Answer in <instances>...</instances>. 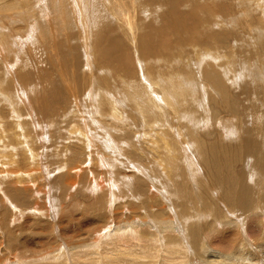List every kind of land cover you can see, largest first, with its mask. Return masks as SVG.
<instances>
[{
    "label": "bare ground",
    "instance_id": "6f19581e",
    "mask_svg": "<svg viewBox=\"0 0 264 264\" xmlns=\"http://www.w3.org/2000/svg\"><path fill=\"white\" fill-rule=\"evenodd\" d=\"M69 1L72 2V5L66 6L64 10L71 9L73 18L65 22L63 31L66 46H68L67 51L62 50L65 57H63V60L59 59L62 57L60 55L54 59L60 69L68 61L72 63L71 67L63 69V72L60 70L62 73L59 75L64 76L63 78L61 77L63 86L57 85V88H55L53 80L48 84L46 80L43 82V79L41 81L38 79L33 84V87L29 85L30 87L27 88V92L30 94L31 88H33L34 93H38V95H35L36 98H39L38 96L41 91L46 94V91L43 89L46 81V85L48 84L47 86L50 88V94L48 95H50L51 100H48L47 104H44V108L40 109V114L42 116L49 114L54 106H57L55 107L58 108L56 112H59L58 103H66L62 107L68 105L67 111L69 110L70 114L74 116L73 120L79 121L82 119L83 121L84 128L78 123L79 126L73 125L71 130L70 128L69 130L70 134L77 135L73 136L77 137L76 140L81 146L83 145L84 153L90 158L91 162L87 163L83 161L79 164L77 163L78 166H73L70 162V166L74 167V176L71 175L70 177L71 188L78 186V180L83 172L82 169L91 165L93 156L95 155L96 157L98 152L96 145L93 146L91 143L93 140V135L91 133V136L89 135L91 127H88L85 123L86 116H88L94 126H105L108 132H121V130L135 132L136 143L141 146L146 141L152 147L151 154L147 153L146 147L141 146L140 149H138L139 146L137 147L138 153L142 152V155L148 159V163L145 165L147 168L138 163L144 160H141L142 156L141 159L138 157L141 160L138 162L135 159L126 157V161L123 162L124 165L122 164V167L129 165V168L134 169V173L132 171L134 175L118 176L120 178L121 176L123 177L121 182L123 181L125 185H127L126 183L134 185L137 183V181L135 182L136 176L139 175L141 178L143 176V179H148V182L152 184L153 191H158L157 193L163 203L165 201L162 197L166 198L169 210L177 215L178 212L180 214L182 211H185L186 208L183 205L186 206V203L188 205L189 201L186 198L188 193L186 194L185 192V182L192 180L191 183L193 182L195 187L198 184L201 190L196 196L201 199V201L196 199L199 205L194 202L197 210L193 208L191 212L185 213L184 216L180 214L182 221L172 213V218L169 216V218L167 216L163 217L164 219L161 218L162 220L160 221V227H157V224L154 227L150 223L152 220L148 221L146 218L148 214H145L146 217L143 216L145 220L133 219L132 222L129 221L130 223L127 222L124 225L115 224L106 228L104 226L98 232L101 234H97L93 240V244L89 246L92 252L87 255L82 264H94L97 258L112 259L111 264H186L188 261L190 262L189 259L199 258L200 254L205 256L208 250H212L214 253L200 259L201 264H223L222 258L227 264H239L242 259H244L242 261L249 260L253 264H257L260 261V256H256L258 252L252 249L248 252L245 246L247 244L246 240L242 242V245H233V247L230 245L231 248L226 252H222L211 245L212 241L210 242V238L212 235L210 232L214 233L219 230L218 227L232 224L238 228L236 231H241V234H245L244 236L247 238V241L250 240L247 245L250 246L251 242L256 240V237L248 231L247 227L253 224L256 227H264V164L262 160H258V163L261 162L262 164V169L257 168L259 165L257 163V165H254L256 148L260 149L257 157L259 156L260 159L264 158V78L262 79L263 83L258 82L253 84L251 82V85L250 82L245 81L246 75L244 71L241 72L239 70L240 67H235L237 65V58H239L238 54L240 53V51H237L238 54L236 53V49L239 50L237 46L240 45V35L249 34L253 36V41L250 44L252 46L251 49H255L253 51L257 52L260 57L262 56L261 51L264 53V43L261 44L259 42L264 38V28H256L254 27L255 24L252 26L251 21L248 20H251L248 17L249 11L245 10L246 8L243 9V5L236 4L237 10L231 11L232 4L229 5L226 1L222 0H219L220 2H215L216 0H100V2H103L101 5L106 14H104V20L100 17L101 11L93 14L95 16V23L89 20L91 16H87L83 2H81L82 0ZM89 1L92 2V0ZM251 1L255 2V0ZM256 3L259 5L260 3L264 4V0H256ZM0 4L4 5V3ZM53 4L61 5L62 2L54 0ZM263 6L253 8L254 12H258V9L261 11L264 9ZM241 16H243L242 19ZM253 19H256V17ZM107 20L110 23L116 22L117 26L113 25L114 28L110 27V23ZM226 27L229 28L227 30L229 33L226 31ZM221 28L225 30L221 31ZM72 30L75 31V35L72 34ZM92 30L100 31L93 35ZM52 34L55 36L57 32L52 31ZM53 35L52 38H54ZM73 36H75V39H78L82 48L80 52L85 55L86 61L83 63V74L79 73V67L82 65L76 62V59H78L76 52H79L77 51L79 50V46L73 44V41H75ZM221 36H226V38L228 36L229 39L230 37L233 38L232 45L235 46H233L231 52L228 54H225L222 50H225V47L228 49L230 45H224L225 47L223 46L221 50L218 47L219 41L222 38ZM222 40L224 42L225 39L223 38ZM187 45H191V49H189L190 53H193L191 58L187 56L189 54L186 51ZM55 47L56 45H52V54L58 53L56 51L57 47L54 50ZM251 49H248L249 53ZM72 54H74V57L67 59ZM205 56L210 57L209 61L205 59ZM194 57L199 58L194 61ZM260 57L258 58L260 59ZM239 62H241L240 58ZM179 66H182L181 70L178 69ZM191 69L193 75L191 72L188 73V70ZM2 73L0 76V103H3L7 108L10 107L6 118L10 117L13 120L12 123L16 128L14 136H18L19 130L17 129H23V124L21 121L22 116L18 112V109H16L19 107L17 103L20 105V101L16 103V91L18 93L17 86H19L20 81L24 82L23 84L28 82L25 79L27 74L20 75L18 72H14L9 76L6 73L5 76L10 79V82L8 85H3L1 83ZM100 75L104 77V82L107 86H110V83L115 85V79L121 81L123 85L122 89L116 93L115 90L118 87L115 88L114 85L113 88L99 86L98 84L101 81ZM47 80L49 79L47 78ZM14 87H17L16 91H14ZM250 87L253 88L250 90ZM111 88H115V90L112 91ZM218 91L221 94H218ZM242 98L247 103H241ZM83 102L84 105H82ZM89 102H91L93 108L88 105ZM50 103L55 105L50 106ZM85 103L86 111L82 110L85 107ZM126 104L129 105L128 109L126 108ZM213 104L218 109L215 115L211 114ZM253 106H259L260 112H258V109H255L257 113L252 112ZM27 107L29 108V106ZM131 107H134V110ZM219 109L221 112H219ZM233 109L236 111L239 109L240 112L230 114V112H233ZM132 111L137 114L136 118L138 117L140 122L135 118V113L134 116H132L133 114L131 115ZM3 115L0 112V162L7 163L10 166L3 163L1 165L0 163V178L7 177L8 183L14 184V186L21 185L18 182L24 183L21 185V189L18 188L19 190L13 191L15 194L22 189L26 193L34 191L35 194L38 191L37 189L35 191L36 185H34L35 172L37 178L40 174L38 166L41 165H36L34 161L38 158L36 155L38 152L34 151L26 139V143L23 142L25 145L21 143L25 153L22 165L24 168L18 166L22 162L18 160L16 154H13V157L11 156V149L6 147L2 138V134L7 135V131L13 129V127L8 129L10 125L6 126L2 121ZM230 115L235 119L236 122L233 120L235 123L228 122L230 121ZM252 115L254 116L252 117L254 119L252 123L253 127H250L249 124L252 121L246 119L245 122L243 121V117L247 118ZM77 116L81 118L77 119ZM36 119L37 121L42 120L39 117ZM237 120L239 121L237 122ZM226 121L229 123V128L224 124ZM104 122H108V125L104 124ZM109 123L114 127L108 128L107 126H110ZM85 127H88L89 132ZM207 127L212 130H208V132L202 131L203 128ZM257 128L258 130H256ZM226 132L230 137H228ZM243 133H245V146L249 147V151L247 150L249 153L246 158L244 154L243 157L238 155L239 157L236 159V161L242 163L243 171L241 170L242 173H240L241 171H237L233 166L236 163L227 165L226 161L229 162V155L232 154L233 156V154L237 155L239 153L241 148L239 144H244L242 142ZM214 135H216V138H213L215 137ZM107 143L110 144V140H107ZM149 144H146V146ZM16 146L18 145L16 144ZM128 148H130V145L127 143L125 149L128 150ZM100 149L103 150L101 147ZM241 150L243 151L244 149ZM124 155L126 156L125 153ZM100 156L103 155L101 154ZM102 160L101 163L99 162L100 167L103 168L105 166L109 170V167L106 165L107 161L103 160L104 162L102 163ZM119 164L120 162L117 161V166ZM220 167L221 169L219 170ZM86 171L89 172L88 169ZM111 172L109 170L107 175L110 178L111 186L109 187L113 188L114 184H120V180H113ZM162 174L167 180H162ZM47 175L50 174L47 173ZM151 178L156 182L153 183ZM129 179L130 181L128 182ZM178 180H182V183L178 184ZM175 181L176 183H174ZM159 182L161 184L167 182L175 184L172 185L173 190L171 189L174 192L183 184L184 196L180 194L175 195L176 192L175 196L171 199L172 193L169 188L165 189ZM248 182L254 184L250 185ZM212 185L216 186V188L211 192L208 189ZM1 186L0 184V189ZM98 188H101V186L99 185L95 189L98 190ZM127 188L126 186L125 189L130 192H132L131 188L137 191V186H132L130 189ZM203 188L207 189L211 194V199L209 200L211 202L209 203L203 194ZM112 190L109 189V199L111 200L116 196ZM44 192L46 196L47 190H44ZM207 194L209 195V193ZM1 195L7 200V203H12V200H8V195L5 192L1 191ZM18 195L16 194L15 196ZM132 195L134 197V194ZM216 206L222 210L221 217L216 215ZM48 207L46 205L44 210H49ZM16 208L14 209L15 212H17ZM200 208H202L201 211H198ZM44 210H39V213H43L42 211ZM239 210L243 213H248V216L251 217L249 222L244 223L242 219L237 218ZM18 211H20L19 208ZM205 214V220L201 219L200 217ZM247 218H244V220L247 221ZM229 219L234 221V223ZM192 224V231L190 233L187 227ZM184 225L186 229L182 228L185 227ZM184 229L187 231V234ZM262 230L264 232V228ZM206 231H208V234ZM188 235L192 236L193 243L191 244ZM262 235L264 237V234ZM127 236L138 240L136 248H132L131 245L127 244L129 241ZM217 237L220 236L216 235L213 238L214 242L219 241ZM112 244L115 245L112 246ZM77 246L75 244V247H71L77 252ZM191 246H194L193 250ZM99 247H102L103 250H99ZM257 247L264 252L263 242L257 245ZM113 250L115 251L113 252ZM193 253L195 254L193 255ZM21 255H25V253H21ZM44 256L37 259L40 261V264L43 262ZM187 256L189 259L186 262ZM205 258L209 259L208 262L206 261L207 263L205 262ZM27 260V264L34 261L32 259ZM54 260L58 264H73L70 262L69 255L63 256V254H59ZM16 262L22 263L19 257ZM98 262L99 264H103L101 259H98Z\"/></svg>",
    "mask_w": 264,
    "mask_h": 264
},
{
    "label": "rangeland",
    "instance_id": "374dc122",
    "mask_svg": "<svg viewBox=\"0 0 264 264\" xmlns=\"http://www.w3.org/2000/svg\"><path fill=\"white\" fill-rule=\"evenodd\" d=\"M58 1L62 2V4L61 5L53 4L54 0H0V3H4V5L0 4V76H1V73L4 72L2 73L1 83H3V85H8V83L10 82V79L7 78L5 75L6 73H8V75L10 76L14 72H18V74L20 75L27 74L25 79L28 81L26 84H23L24 82L20 81L18 84L19 86H17L18 88L14 87V91H16V88L20 91V92L18 91V93L16 91V103L17 101H20V105L19 103H17V106L19 107H17L16 109H18V112H20V115L22 116L21 121L23 124L22 125L23 129L22 128L17 129L19 130L17 134L18 136H14V131H16V128L14 127V124L12 123L13 120L10 117L6 118L7 114H9L8 110H10V107L7 108L6 106H4L3 103H0V112L2 115L3 113L5 115V116L3 115L4 120L2 119V121L6 124V126L10 125L8 129H11L13 127V129H11L12 131L11 130L7 131V135L2 134V138H3L4 143L6 144V147L11 149L10 151L11 156L13 157V154H16L18 160L22 162L18 164V166L24 168L22 166L24 162L23 157L25 158V153L23 151V145H25L24 143H26V139L28 140V144L34 149V151L38 152L36 154L38 158L37 160H34L35 164L36 165L41 164L38 166L40 174L37 178H36V172H35V181H34L35 182L34 185H36L35 191L36 189L38 190L37 193L35 192V194H34V191H32L31 192L32 194H31L29 192L26 193V191H23L22 189L20 192L16 193L17 195L18 194L20 195L15 196L16 194L13 191H17L21 189L22 188L21 185H23L24 183L18 182L21 185L14 186V184L12 185L11 183H8L7 177L2 178V179L0 178V184L2 185L0 190L5 192L8 195L7 197L8 200L10 201L12 200L11 202L14 203V204L10 202L7 203V200L4 199V197H2L1 191H0V264H4V262L5 264L7 263L8 264H19L16 262L18 257L20 258L22 263L25 262L24 264H27L26 263L28 261L27 259L34 260V261L29 262L28 264H40V261H38L37 259H39L43 255L45 256H44V259L42 258L43 262H41V264H58V262L55 261L54 259L59 254L60 255L63 254V256L69 255L70 262L73 264H82V261L87 257L89 253L92 252L89 246L93 244V240L95 236L97 234L98 235L101 234L98 232L100 229H103L104 226L106 228L110 225L114 226L115 224L124 225V224H127V222L128 223L132 222L133 219L134 220H145L144 218L148 214L146 218L148 221L152 220L150 222L152 224L151 226L154 225V227H156V224H157L158 225L157 227H160L159 225H160V221L162 220L161 218L166 217V216L167 218L169 217L172 218L173 212L169 210V205L166 203V198L162 197L163 200L165 201V203H163V201H161L160 199L161 197L157 193L158 191H153L154 189H152V184L148 182V179H143V176L141 178L138 175L136 176V178L134 177L135 182L137 181V183H135L134 185L128 184V183H126L127 185H125L123 181L121 182V180H123L122 176H127V175L133 176L134 175L133 174L134 169H132L131 167L129 168V165L127 167H122L124 165L123 162L126 161V157L130 159L131 158L135 159L136 162L144 159L143 161L138 162V163H141L142 166L147 168V166L145 165L146 163H148L147 162L148 159H146L144 155H142V152L139 151L140 153H138L137 150L140 149L141 146H144L147 149V153L151 154L152 147H150V144L146 143V141L145 142L142 141L144 143L141 144V146L138 143H136L135 137H134L136 135L135 132L132 133L131 131H126V130H121V132H116V131L108 132L105 126H100V125L94 126L92 120L89 119L88 116H86L87 119L85 120V123L86 125H88V127H91V131L90 132L88 131V127H85V128L89 132L90 136L91 134L93 135V140L91 143L93 146L96 145L98 152H97L96 157L95 155L93 156L91 165H88L87 167H84L85 169L84 168L82 169L83 172L81 174V177L78 180L79 182L77 184L78 186H74L71 188L72 184L70 181L71 180L70 177L71 175L74 176V169H73L74 167H71L70 165L73 164V166H78V164L83 161H86L87 163L91 162L90 158L84 153V148H82L83 145L81 146L80 143L76 140L77 135L73 134V135H76V136H73L72 134H70V130L73 125L79 126L80 124V126H83L84 128L83 121L82 119L79 121L73 120L74 116L70 114L69 110L67 111L68 105L65 107H62L63 105H66V103H63V104L58 103L59 104L58 107L60 108L59 112H56L57 111L56 109L58 108H55V107L57 106H54L55 104L50 103V106H54V108L49 112V114L44 115V116L40 114V109L44 108V104H47L48 100L49 101L51 100L50 95H48L50 94V88L47 85L49 84V82H51V80H53L55 88H57V85L63 86L62 78L64 76L62 77L60 75L63 72V69H67V67H71L72 65L71 61H68V63H66V65L60 69L57 66L58 63L56 62V60L54 61V59L56 57H59V55L62 56L59 59L63 60L65 58L63 56V51H67L68 46H66L67 45L66 40L64 39L65 38V34L63 32L64 24L65 22L70 21V19L73 18L71 14L72 13L71 9L64 10L66 6L67 7L71 6L72 2L69 0H63V1L58 0ZM222 1L224 2L226 1V3L229 5L232 4L231 11H236L237 5H243L242 6L243 9L246 8L245 10L249 11L248 17H250L251 20L250 19L248 20L251 21L252 26L255 24L254 27L256 28L257 27L264 28V24H261V23H264L263 21V18H264L263 10L264 9L261 10L262 12L259 11L260 9H258V12H254L253 10V8L255 7L259 8L263 6L264 4L260 3L259 5L256 3V0L254 3L251 0H247V1L245 0H241V1L222 0ZM81 2H83L87 16H91V18L89 19L91 22L95 21V16L93 14L95 13L97 14L100 11H101L100 17L101 19L104 20L105 18L104 14L106 13L104 9H102L101 3L103 4V2H100V0H94V1L92 0V2H90L89 0H82ZM215 2H220V1L216 0ZM87 4L88 5L93 4V5L88 6ZM252 17L253 18L256 17V19H253ZM242 18L243 16H241V19ZM107 21L110 23L109 20ZM113 25L117 26V23L112 22L109 24L110 27H113ZM60 29H62V31H60ZM222 30H225V29L221 28V31ZM227 30H229V28L226 27V31ZM52 31L57 32L58 35L56 34L54 36L52 34ZM99 31L100 30H96V31L92 30V34L94 35L98 33ZM218 31L220 30L218 29ZM71 32L73 35H75V31L72 30ZM52 35L54 36V38H52ZM248 35H244V34L240 35L241 39L239 40V42H240V45L242 46L240 45L237 46L239 50L236 49V53L237 51H240V53L239 54L237 53V54L239 58L241 59V62H239V58H237V65L235 67H240L239 70H241V72L244 71V74L246 75L245 81L250 82V84L251 82H253V84H256L258 82L263 83L262 79L264 78V55H263L264 53L263 51H261L262 56L260 57L257 52L253 51L255 49H251L252 46L250 44L253 41V36H250V35L248 36ZM221 37L222 38L220 39L219 44L217 43L218 47L221 50V48L224 45H227V46L230 45L228 49L224 46L225 50H222L224 51L225 54H228L229 52H231V49L233 48V46H235V45H232L233 38L230 37L229 39L228 36L227 38L226 36L225 37L221 36ZM73 38L75 39V36H73ZM223 38L225 39L224 42L222 40ZM221 41L223 44L221 43ZM262 41H264V38H262ZM262 41L259 43L261 44L264 43ZM73 44L75 46H79V50H77L79 52H76L77 57H78V59H76V62L79 65H82L79 67L80 68L79 73L83 74L84 73L83 63H85L86 61L85 55H83L80 52V49L82 48L78 42V39H75V41H73ZM52 45H56L57 50H56V47L54 50H56L58 53L52 54L53 53ZM186 48H187L186 51L189 52L187 56H190L191 58L193 54V53H190V50H189L191 49V45H187ZM240 48H243V49H240ZM248 49L249 50L251 49V52H250L251 54L249 53ZM242 50L243 51L245 50V51L243 52ZM241 52L243 53V55ZM73 55L74 54H72V56H69L67 59H71L72 57H74ZM234 57L236 56L234 55ZM258 57H260V59ZM198 58L199 57H194L193 60L195 61ZM209 58L210 57L205 56V59L208 61H209ZM178 69L181 70L182 66H179ZM189 72H191L193 75L192 69L188 70V73ZM100 76H101L100 77L101 81L98 84L99 86H105L106 88H109V87L113 88L114 84H111V83L109 84L108 82L110 86H107L104 82L105 80L104 77L102 75ZM186 76H187V73H186ZM47 78L49 80H47ZM38 79L40 81L41 79H43V82L44 80H46L48 84L46 85V81H45V85H43V89L44 91H46V94L43 91H41L40 95L38 96L39 98H36L35 95H38V93H34V89L31 88V92L29 94V92H27L28 91L27 88L30 86L33 87V84ZM114 82H115V85H114L115 88L118 87V89L117 88L116 90L115 88L114 89L111 88V89L112 91L115 90V92L118 93L119 90L122 89L123 85L121 81L119 80L115 79ZM252 88L253 87H250V90ZM217 93L219 94L220 92L218 91ZM242 102L247 103L245 99L243 100V98L241 99V103ZM89 103L88 105L91 106V102ZM82 105H84V102L82 103ZM88 105H87V110H88ZM27 106H29V108ZM126 106H127L126 108L128 109L129 105L126 104ZM35 107L37 110L35 109ZM253 107L251 109L252 112L257 113L255 109H258V112H260L259 106L258 107L253 106ZM30 108L31 109L34 108L32 109V112ZM91 108L93 107L91 106ZM131 108H133L134 110V107H131ZM234 109L232 110L233 112H230V114H233V113L237 114L238 112H240L239 109L237 111ZM82 110L86 111V103H85V107L82 108ZM217 111L218 109L216 105L213 104L211 114L215 115ZM219 112H221L220 109H219ZM134 113L135 112L132 111L131 115L133 114L132 116H134ZM136 116L137 114L135 113V118ZM33 117L34 119H32ZM37 117L41 118L42 120L37 121L36 119ZM252 117L254 116L252 115L247 118L243 117V121L245 122H246V119L252 121L249 124L250 127H253L252 123L254 119H252ZM80 118H81L80 116H77V119H80ZM136 119L139 120L138 122H140V119L138 117ZM229 120L230 121L228 122L235 121V119H233V116L231 115H230ZM74 121L77 123H75ZM238 121L239 120H237V122ZM241 121H242V118H241ZM228 122L226 121V123H224L227 125L226 127L229 126ZM47 123L48 125H46ZM104 124L108 125V122L106 123L104 122ZM57 125H60V126H57ZM107 127L113 128L114 126L110 124V126H107ZM208 130H212V129L207 127V128H203L202 131L208 132ZM256 130H258V128ZM243 134L244 135L242 137L243 138L242 142L244 144L243 145L242 143L239 144V146L241 147L239 148L240 150L241 149H244V150L243 151L239 150L240 154L239 153L237 155L233 154V156L232 154L229 155L230 158H228V160L230 163L226 161L227 165L228 164L233 165V163L234 164L236 163L233 166L239 172L241 170L243 171L242 163L240 161L239 162L236 161V159L239 156L243 157L244 154H245L244 157L246 158V156L249 153L248 152L249 147L245 146L246 145V138L244 140L245 133ZM227 135L228 137H230L229 134ZM214 136L215 137L213 138H216V135ZM107 140L108 141L110 140V144L107 143ZM68 141L69 142L71 141L72 143L71 142L69 143ZM127 143L130 145V148H128V150L125 149ZM16 144L18 146H16ZM146 144H149V145L146 146ZM138 146L139 148L137 149ZM100 147L103 150H101ZM259 150H260L259 148H256L255 150L256 157L254 160V165L257 163L259 164L257 168L262 169V166H261L262 164L261 162L258 163V160H262L264 164V158L260 159L259 156L257 157V155L260 152ZM99 153H101L103 156H100L101 154L98 155ZM124 153L126 154V156L124 155ZM138 157L142 159L139 160ZM102 159L105 162L107 161L106 165L109 167V170L112 171L110 174L112 175L113 180L114 179L115 181L120 180V184H117V185L114 184L113 188L109 187L111 185H110V178L107 175V172L109 171L108 168L105 166L101 168L99 165ZM31 160L33 161V159ZM103 160H102V163L104 162ZM117 161L120 162L118 166H117ZM231 161L233 162L231 163ZM0 163L2 165L3 162H0ZM5 164L9 165L7 163ZM87 169L89 170V172L86 171ZM220 169L221 167L219 168V170ZM242 171L240 173H242ZM47 173L50 175H47ZM225 173H226V168H225ZM120 175H122L121 178L118 177ZM151 179L153 180V183L156 182V181L154 182L153 178ZM162 180H167V178L163 174H162ZM129 181L130 179L128 180V182ZM178 181H179L178 184L182 183V180H178ZM191 181L190 180L187 181L188 183L185 182V192L186 194L188 193L187 194L188 196L186 198L189 201H188V205L187 203H186V206L183 205V207L186 208L185 211H182L180 213L183 216L185 215V213L188 214V212H191V209L193 208L197 210V206L194 204V202L197 203L196 199L201 201L199 197H196L198 195V192L201 191L199 188V185L197 184L195 187L193 185V182L191 183ZM167 183L161 184L159 182V184H161L165 189L169 188L170 192L172 193L171 199L177 194L184 196V193H183L184 185L183 184L181 187H179L177 191L174 192L172 191L173 190L172 185H175V184H172L169 182ZM174 183H176V181ZM248 183L250 185L254 184L251 182H248ZM186 184H187V188H186ZM99 185L101 186V188H98V190H96L95 188ZM126 186L128 187L127 189H130L132 186H137V191L136 189L131 188L133 192L132 193L125 189ZM215 188L216 186L212 185L211 188L208 190L212 192L214 191ZM109 189H113L112 191L117 196V197L114 196L113 200L109 199L110 198ZM44 190L45 191L47 190L46 196H45ZM208 190L205 188L202 189V191L204 192L203 194L205 195L206 201L209 203L211 202L209 201L211 199V194ZM190 193L192 197L190 196ZM207 193H209L210 196ZM132 194H134V197ZM135 197L138 199L136 200ZM149 197H151L152 199ZM11 204L15 208L18 207L20 211H18V208H16L17 212H15L14 210L15 208ZM45 204L49 206L48 207L49 210H44V207H46ZM201 209L202 208L198 209V211H201ZM215 209H216V215H218V217H221L222 210L220 209V207L216 206ZM39 210H44V211H42L43 213H39ZM154 212H157V213H154ZM238 213L239 214L237 218L242 219L243 220L242 222L244 223L249 222V219L251 217L248 216L247 212L243 213L242 211L239 210ZM180 214L178 212V215L176 213L174 215L176 216V218H179L182 221ZM205 217H206V214L201 216L200 218L201 219L203 218L205 220ZM246 217H248L247 221L244 220V218ZM229 220L234 223V221H232L231 219ZM192 226L193 224L187 227L190 233L192 231L191 229ZM249 226L250 227H247L248 231L251 232V234L256 237V240H254V242L252 241L254 244L251 242V245L247 246L250 240L247 241V238L244 236L245 234L243 235L241 234V231L239 232L236 231L238 228L234 227L231 224L228 226L218 227L219 230L214 233L210 232V234L212 235L210 238V242L212 241L211 245L215 247L217 250L226 252L229 248H231L230 245L232 247L233 245L240 246L242 245V242L246 240L247 244L245 246L247 247L248 252H250V250L252 249L258 252L256 253V256L258 257L260 256V261L257 264H264V252L260 248L257 247V245L261 244L262 242L264 243V237L262 235L264 234L262 230L264 227H256L254 224L249 225ZM182 228L186 229V226ZM205 228H207V226H205ZM185 232L187 234L186 230ZM207 232L208 231H206V233ZM216 235L220 236V237H217L219 238L218 242H214L213 240V238L216 237ZM188 237L190 238V244L193 243L192 236L190 237L188 235ZM127 238L129 240L127 244L131 245L132 248H136L138 240L132 237H128V236ZM3 243H4V246H3ZM75 244L78 245L77 252L73 250L72 248V247H75ZM113 245L115 244H112V246ZM39 247H40V250H39ZM193 247L194 246H191L192 250H193ZM99 250H103L102 247H99ZM114 251L115 250H113V252ZM21 253H25V255H21ZM213 253L214 252L212 250H208L205 256H202L200 254L199 258L195 257L194 259H189L188 257L189 255H188L186 257V262L188 261V259L190 260V262L188 261L186 264H201L200 259L206 257L209 254H213ZM194 254L195 253H193V255ZM124 258L128 260V258H126L125 256ZM14 259L16 260L14 261ZM98 259H101L103 264H111V260H112V259L107 260L106 258H97L94 261V264H99ZM242 260L239 262V264H253L252 261H249V260L242 261ZM206 261L208 262L209 259L205 258V262ZM22 263L20 262V264ZM222 263L227 264L223 258H222Z\"/></svg>",
    "mask_w": 264,
    "mask_h": 264
}]
</instances>
